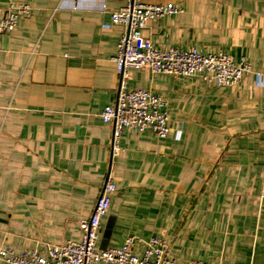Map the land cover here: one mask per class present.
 <instances>
[{"label":"crops","instance_id":"0c3cea01","mask_svg":"<svg viewBox=\"0 0 264 264\" xmlns=\"http://www.w3.org/2000/svg\"><path fill=\"white\" fill-rule=\"evenodd\" d=\"M13 1L32 12L1 37L0 249L80 241L111 174L100 248L157 235L179 264H264V0H143L183 9L147 22L156 49L201 43L252 71L218 86L131 69L130 89L167 97L170 131L126 129L116 157L101 114L117 98L111 12L125 2L0 0V17Z\"/></svg>","mask_w":264,"mask_h":264},{"label":"built area","instance_id":"2783aa9c","mask_svg":"<svg viewBox=\"0 0 264 264\" xmlns=\"http://www.w3.org/2000/svg\"><path fill=\"white\" fill-rule=\"evenodd\" d=\"M123 1V6L111 12L112 23L122 27L117 54L114 56L119 76L118 93L116 101L107 105L101 114L103 121L113 126L112 157L121 153L120 140L126 129L152 131L163 138L170 131L167 97L143 88L130 89L131 69L199 77L218 86L237 84L245 73L252 71V65L245 58L235 62L224 52H204L201 43L188 50L177 47L156 49L152 41L143 34L147 22L180 13L183 9L173 3ZM31 12L32 7L27 3L13 1L8 5L5 16L0 17V47L2 35L13 31L20 18L30 15ZM115 191L116 184L109 174L93 212L80 222V241L69 240L64 244L49 245L45 252L37 249L17 252L11 247H5L0 249V259L6 264H179L171 257L170 241L162 236L141 238L129 235L119 247L100 248L102 219L111 206ZM141 241L145 243V250L140 256L135 253V245ZM189 264L223 263L195 259Z\"/></svg>","mask_w":264,"mask_h":264}]
</instances>
